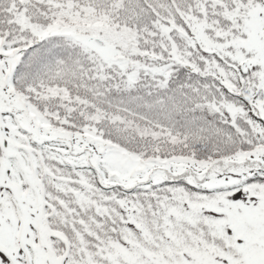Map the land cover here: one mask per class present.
Segmentation results:
<instances>
[{"label":"snow or ice","instance_id":"snow-or-ice-1","mask_svg":"<svg viewBox=\"0 0 264 264\" xmlns=\"http://www.w3.org/2000/svg\"><path fill=\"white\" fill-rule=\"evenodd\" d=\"M0 264H264V0H0Z\"/></svg>","mask_w":264,"mask_h":264}]
</instances>
